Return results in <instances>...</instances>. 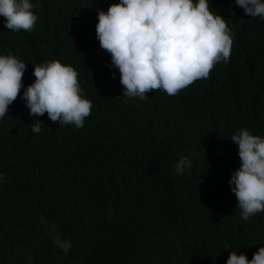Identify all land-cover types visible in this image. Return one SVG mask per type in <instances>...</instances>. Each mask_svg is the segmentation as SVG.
I'll use <instances>...</instances> for the list:
<instances>
[{
	"label": "trees",
	"instance_id": "obj_1",
	"mask_svg": "<svg viewBox=\"0 0 264 264\" xmlns=\"http://www.w3.org/2000/svg\"><path fill=\"white\" fill-rule=\"evenodd\" d=\"M30 2L42 5L30 32L0 16V55L26 64L24 88L0 118V264H226L231 251L250 261L264 247V212L241 218L230 139L241 128L264 138V20L209 0L233 33L228 63L176 95L141 100L122 97L96 37L98 9L119 0ZM49 60L78 72L92 101L82 128L29 114L23 91ZM183 156L191 166L178 175Z\"/></svg>",
	"mask_w": 264,
	"mask_h": 264
},
{
	"label": "clouds",
	"instance_id": "obj_2",
	"mask_svg": "<svg viewBox=\"0 0 264 264\" xmlns=\"http://www.w3.org/2000/svg\"><path fill=\"white\" fill-rule=\"evenodd\" d=\"M234 3L249 17L264 20L262 0ZM41 6L30 0H0V16L10 31L30 32L38 19L33 9ZM232 36L225 18L210 10L209 0H119L107 12L98 9L96 37L111 55V66L119 70L122 97L126 98L144 100L153 90L172 96L208 78L217 63H228ZM25 70L26 64L16 56L0 55V118L8 114L9 105L24 88ZM33 75L35 81L23 91L29 114L47 113L53 122L82 128L91 114L92 101L84 98L78 72L58 60H49L35 64ZM30 126L39 133L44 125L36 120ZM230 140L238 144L240 167L228 183L241 218L247 221L264 212V138L241 128ZM190 166V159L183 156L175 164V173L182 175ZM226 264H264V247L250 261L245 254L231 251Z\"/></svg>",
	"mask_w": 264,
	"mask_h": 264
},
{
	"label": "rangeland",
	"instance_id": "obj_3",
	"mask_svg": "<svg viewBox=\"0 0 264 264\" xmlns=\"http://www.w3.org/2000/svg\"><path fill=\"white\" fill-rule=\"evenodd\" d=\"M56 241L58 242V244H60L61 246H65L67 244V241L61 240L60 238H57Z\"/></svg>",
	"mask_w": 264,
	"mask_h": 264
}]
</instances>
